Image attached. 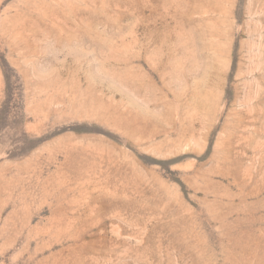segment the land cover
<instances>
[{"label":"rangeland","instance_id":"rangeland-1","mask_svg":"<svg viewBox=\"0 0 264 264\" xmlns=\"http://www.w3.org/2000/svg\"><path fill=\"white\" fill-rule=\"evenodd\" d=\"M0 264H264V0H0Z\"/></svg>","mask_w":264,"mask_h":264}]
</instances>
